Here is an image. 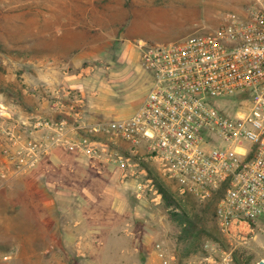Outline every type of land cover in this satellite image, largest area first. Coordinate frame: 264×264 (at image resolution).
Here are the masks:
<instances>
[{"label":"rangeland","instance_id":"rangeland-1","mask_svg":"<svg viewBox=\"0 0 264 264\" xmlns=\"http://www.w3.org/2000/svg\"><path fill=\"white\" fill-rule=\"evenodd\" d=\"M247 5L0 0V264H197L203 247L214 245L211 236L224 241L215 203L180 196L147 166L165 185L156 207L137 198L134 183H121L116 168L93 170L72 145L86 137L104 141L88 126L138 110L152 81L141 59L145 43L215 30ZM183 211L205 233L192 244L172 219Z\"/></svg>","mask_w":264,"mask_h":264},{"label":"built area","instance_id":"built-area-1","mask_svg":"<svg viewBox=\"0 0 264 264\" xmlns=\"http://www.w3.org/2000/svg\"><path fill=\"white\" fill-rule=\"evenodd\" d=\"M246 1L215 30L145 43L141 59L152 81L138 110L88 126L104 141L72 145L93 170L116 168L121 183H134L137 198L156 207L165 185L147 166L180 196L200 203L219 197L216 220L230 248L208 243L197 264H247L237 255L241 247L248 264H264V0ZM157 249L164 258L162 245Z\"/></svg>","mask_w":264,"mask_h":264},{"label":"trees","instance_id":"trees-1","mask_svg":"<svg viewBox=\"0 0 264 264\" xmlns=\"http://www.w3.org/2000/svg\"><path fill=\"white\" fill-rule=\"evenodd\" d=\"M218 198L219 197H215L214 200L211 201V203L213 202V203L217 204ZM172 202L173 201L171 200V197H169L168 195H165L164 203L167 206H173L172 205ZM213 218H214V222H215L217 228L220 230V228L218 226V223H217V220H216V213H215V211H214ZM172 219L182 229L184 238L186 240H188L191 244L193 242L197 241L202 234H205V233L197 232L196 226H195L196 225L195 224V221H194V219H192L188 215L187 212H184L183 211L180 214H174V213H172ZM220 233L222 234L221 230H220ZM222 236H224V235L222 234ZM223 239H224V241H221L220 239H217V238H214V237L211 236V240L213 242L218 243L219 245L227 248L229 246V245L226 246V244H228V242L225 239V237ZM237 255L240 256L241 258L243 257V260H245V261L247 260V264L252 259L250 257H246V254H244V253H238Z\"/></svg>","mask_w":264,"mask_h":264}]
</instances>
